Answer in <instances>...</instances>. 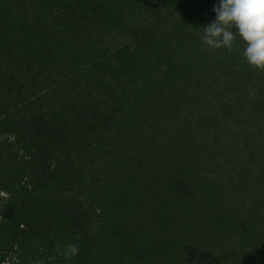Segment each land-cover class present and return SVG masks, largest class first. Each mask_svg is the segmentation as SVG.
<instances>
[{"label":"rangeland","instance_id":"rangeland-1","mask_svg":"<svg viewBox=\"0 0 264 264\" xmlns=\"http://www.w3.org/2000/svg\"><path fill=\"white\" fill-rule=\"evenodd\" d=\"M172 1L177 4H159L142 45L132 40L116 52L107 49L108 81L116 70L134 73L143 64L149 81L132 85L117 78V102L87 103L82 123L99 125L92 142L75 141L58 121L55 101L62 95L55 80L44 74L37 88H29L28 65L51 63L58 76L69 72L57 55L44 63L31 49H18L16 40L3 41L10 48H0V172L17 135L3 122L7 103L25 93L47 114L33 140L63 145L71 139L86 182L70 184L88 196L82 205L59 189L39 199L19 191V204L39 214L51 212L53 202L63 213L79 208L72 234L79 253L62 262L44 245L29 244L23 262L0 240V264H264V72L245 62L239 38L231 53L203 45L201 27L217 19L219 0ZM125 8L126 20L139 14ZM86 32L95 35L92 27ZM87 39L74 38L71 48L78 50ZM34 56L36 62H26ZM19 105L25 115L35 108ZM24 127L23 136H31ZM82 135L88 136L86 130ZM65 149L57 147V154ZM24 169L29 172V164ZM8 186L0 184V212L10 202Z\"/></svg>","mask_w":264,"mask_h":264},{"label":"trees","instance_id":"trees-1","mask_svg":"<svg viewBox=\"0 0 264 264\" xmlns=\"http://www.w3.org/2000/svg\"><path fill=\"white\" fill-rule=\"evenodd\" d=\"M155 2L156 5H154ZM171 2L177 4L172 0H55L52 3L47 0H0V48H3L2 46L10 48L2 43L7 41L6 38H12L16 40L18 49L21 51L31 49L36 57L43 59L41 61L44 63H48L52 55H57L58 64L66 67L69 72L59 73L58 76L52 69L54 64L51 63L45 68L37 63L28 65V73L32 74V83L29 88L31 90L37 88L41 84L39 79L44 74L47 75V80H55L58 83L57 90L62 95L55 101L58 121L61 120L75 141L92 142L91 134H95L99 125L90 119L82 123L81 119L87 109V103L101 104L106 102V99L117 102L119 94L114 89L117 78H122L125 84L132 85L146 84L149 81L146 64L134 73L113 69L117 72L108 81L106 76L111 72L107 70H111V64L107 49L111 48L116 52L122 44L125 46L132 40H142L144 34L152 31L148 28L152 20L157 18L159 4ZM127 6L138 9L139 14L126 20L125 7ZM150 6H152L151 9ZM142 10L147 12L143 13ZM88 27L94 29V36L90 37L86 32ZM78 37L84 39L89 37L88 43L83 44L78 50H73L71 48L73 40ZM142 43L143 40L138 41L137 45ZM6 47L4 49H7ZM35 56L32 59L28 58L30 61L26 62L29 64L34 60L36 62ZM26 62L24 64H27ZM110 80L114 82V87ZM15 98L18 101L14 102ZM123 99L125 100V96ZM32 100L25 93L15 94L8 101L9 109L3 117V122H7L10 130L17 135L11 145H7V148L11 150L10 158L5 161L4 169L0 172V184L5 187L9 185L10 191L8 206L1 207L0 240L3 241L5 249L7 246L15 248L17 259L20 261L24 262L29 244H32L34 247L44 245L49 254H53L55 259H61L60 261L64 262L63 247L72 243L76 223L74 219L78 217L79 208L73 207L69 211L73 213V216H70L68 211L63 213L61 204L53 202L51 205L54 207L51 212H46L45 215L39 214L38 211L32 212L33 210H26L22 204L20 205L17 194L21 191L24 198L39 199L48 196L51 190L59 189L67 193L68 200L80 201L83 205L88 191L79 192L70 184V180L86 182L84 181L86 167L83 163H77L72 156L74 148H71L69 143L71 139L63 141V145H60L58 141L47 140L37 144L33 140L37 129L35 126L42 120L43 114H47L38 107L36 101ZM19 104L22 108L24 105L35 106V108L27 115L20 114L18 113ZM24 124H27L28 128L23 130L31 134L29 137L23 136L24 132L21 131L22 125L25 128ZM83 130L88 133L87 137L82 135ZM57 147L59 151L67 148L65 152L57 154ZM28 164L30 170L26 172L24 167ZM61 173L63 175H60ZM65 176L67 180L62 179ZM19 180L20 183H17ZM82 210L87 214L90 213L85 206ZM28 213H31V218H28ZM37 220L43 222L45 228L40 230ZM36 229L44 234L38 235ZM41 236L46 238L41 239ZM58 243L61 246L60 252L55 250Z\"/></svg>","mask_w":264,"mask_h":264},{"label":"clouds","instance_id":"clouds-1","mask_svg":"<svg viewBox=\"0 0 264 264\" xmlns=\"http://www.w3.org/2000/svg\"><path fill=\"white\" fill-rule=\"evenodd\" d=\"M217 19L208 26H202L201 41L207 49H226L233 52V45L239 38L245 45L243 57L253 69L264 72V0H219L214 8ZM57 252L61 246L56 245ZM79 248L74 243L64 245L65 259L77 256ZM35 264H42L37 260Z\"/></svg>","mask_w":264,"mask_h":264}]
</instances>
